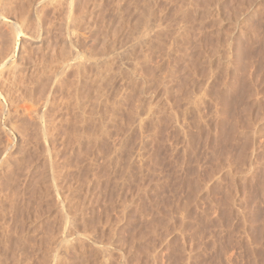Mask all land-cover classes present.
<instances>
[{"label": "rangeland", "instance_id": "1", "mask_svg": "<svg viewBox=\"0 0 264 264\" xmlns=\"http://www.w3.org/2000/svg\"><path fill=\"white\" fill-rule=\"evenodd\" d=\"M0 1L27 29L0 69L1 252L21 234L19 264H264V0ZM62 45L64 89L36 56ZM43 94L47 137L20 113Z\"/></svg>", "mask_w": 264, "mask_h": 264}, {"label": "bare ground", "instance_id": "2", "mask_svg": "<svg viewBox=\"0 0 264 264\" xmlns=\"http://www.w3.org/2000/svg\"><path fill=\"white\" fill-rule=\"evenodd\" d=\"M3 1H4V0H3ZM1 2H2V1H0V19L5 20V19H7V18L9 17V16L6 15L7 13H9V10H8L7 13H5L6 11L3 12V11L7 8L6 4H8V2L5 1V4H3L4 2H2V3H1ZM2 4L6 6V8H5L4 10L2 9V7H5V6H3ZM8 7H9V4H8ZM10 7H11V6H10ZM6 10H7V9H6ZM13 10H14L13 13H14V15H15V10H16V9L14 8ZM34 10H35V9H34ZM17 12H19V11H17ZM21 12H22V11L20 10L19 14H21ZM10 13L12 14V11H11ZM11 14H10V15H11ZM17 14H18V13H17ZM17 14H16V15H17ZM19 14H18V15H19ZM23 14H24V13L21 14L22 17H23ZM8 15H9V14H8ZM12 15H13V14H12ZM14 15H13V17L11 16V18H12L13 21L7 23V20H5L6 27L8 26V29H7L6 27H4L5 24H4V25H2L3 23L0 24V25H2L4 28H6L7 30H9L8 35H7V33L4 32V33H5L4 35H7L6 38H5L4 36H3V38H2V40H5L6 43H7V44L5 43L7 46H6L4 43H2V44H4V45L6 46V49H4L5 47L3 46V47H4V48H3L2 45L0 44V45H1L0 48H1V49H2V48L4 49L3 51H1V49H0V51H1V53H0V69H1L2 67H4V66L7 64L8 60H9V57L11 58V56H12L13 53L15 52V49L17 48V47H16V45H17V44H16V43H17V42H16V39L18 38L17 36H18V34H20V33L23 31L22 28L25 27V24H24V27L22 26V24H23L24 22L21 21V16L19 17V19H18V16H15V18H17V19H15V18H14ZM6 16H7V17H6ZM24 17H25V16H24ZM24 17L22 18L23 21H25V20H24ZM8 20H9V19H8ZM41 20H42V18H41ZM72 20H73V19H72ZM1 22H2V21H1ZM3 22H4V21H3ZM25 23H26V22H25ZM41 23H43V22H41ZM41 23H40V24H41ZM37 25H38V24H37ZM41 25H42V24H41ZM2 26H1L0 28H2ZM39 26H40V25H39ZM43 26H44V25H43ZM63 26H64V25H62V27H63ZM4 28H3V29H4ZM38 28H39V27H38ZM38 28H37V30H38ZM43 28H45V27H43ZM3 29H2V31H3ZM34 29L36 30V28H34ZM40 29H41V28H40ZM46 29H47V28H46ZM46 29H45V30H46ZM48 29H49V28H48ZM4 30H5V29H4ZM25 30H27V29L24 28V31H25ZM37 30L34 31V32L31 33V34H33V35H34V34H37V35H38ZM61 30H64V29L62 28ZM66 30H68V29H66ZM24 31H23V32H24ZM43 31H44V30H43ZM43 31H41L42 33L39 34V35H42V34H43ZM0 32H1V31H0ZM7 32H8V31H7ZM23 32L21 33V35L23 34ZM35 32H37V33H35ZM45 32H46V31H45ZM47 32H49V31H47ZM25 33H26V32H25ZM1 34H2V33H1ZM46 34H48V33H46ZM33 35H32V36H33ZM44 35H45V34H44ZM44 35H43V40H44ZM49 35H50V34H49ZM32 36H31V37H32ZM45 36L47 37V35H45ZM51 36H52V35H51ZM22 37H23V36H22ZM4 38H5V39H4ZM34 38H35V36H34ZM63 38H64V37H63ZM0 39H1V38H0ZM38 39H39V38H38ZM48 39H49V36H48ZM32 40H33V39H32ZM43 40H41V41H43ZM45 40H46V39H45ZM0 41H1V40H0ZM5 41H4V42H5ZM48 41H50V40H47V42H48ZM72 41H73V40H72ZM44 42H45V41H43L42 44H43ZM47 42H46V43H47ZM0 43H1V42H0ZM48 43H49V42H48ZM48 43H47V44H48ZM70 43H71V42H70ZM42 44H41V45H42ZM47 44H46V45H47ZM43 45H44V44H43ZM46 45H45V47H46ZM49 45H50V44H49ZM49 45H48V46H49ZM53 45H54V44H52L51 47H54ZM74 45H76V44H74ZM74 45H73V46H74ZM24 46H25V45H24ZM73 46H72V47H73ZM76 46H77V45H76ZM42 47H43V46H42ZM42 47H41V50H42ZM61 47H63V49H59V48H61ZM61 47H58V48H57L59 51H58L57 49H55V51H56V50H57V51H56V53L54 52V53H55V56H52L53 59H52L51 61H50V59H51L50 57H43L45 54H47L45 51H44L45 54L41 51V52L44 54V55H42V54L40 53V55H42L41 57H40L39 55L36 54V56H38L39 58H41V61H40V59L38 58V61L41 62V63H40L41 65H37V64H36V65L39 66V68H38L39 71H37V72L40 73V71H41V75H42V73H43L44 71H46L47 73L50 71V73H51V75H52V76H51V77H52V83H53V80H54V81H55V84L58 83L57 86L63 88V87H64V79L62 80V78H64V77H62V76H60V75L64 73V68H66V66L64 65V62H65L64 59H65L67 56H69L70 52H67V51L64 49V48H65L64 45H62ZM70 47H71V45H70ZM25 48H26V47H25ZM66 48H67V47H66ZM28 49H30V48H28ZM43 49H44V47H43ZM47 49H48V48H47ZM53 49H54V48H53ZM71 49H72V48H71ZM71 49H69V51H70ZM26 50H27V49H26ZM31 50H33V48L30 49V51H31ZM44 50H45V49H44ZM78 50H79V49H78ZM16 51H17V50H16ZM35 51H36V53H37V51H39V50H35ZM46 51H48V50H46ZM64 51H66V52L68 53V55H64V53H65ZM2 52H3V53H2ZM23 52H24V51H23ZM25 52H26V51H25ZM39 52H40V51H39ZM39 52H38V53H39ZM71 52H72V51H71ZM27 53H28V55H30L31 52H29V50H28ZM27 53H26V54L24 53V55H27ZM72 53H73V52H72ZM74 53H75V52H74ZM22 54H23V53H22ZM33 54H34V56H35V52H33ZM33 54L31 53V57H34V56H32ZM51 54H52V53H51ZM51 54H49V56H50ZM79 54H80V51L76 52V54L73 55V56H74V59H75V62L73 63L74 66H75L74 71L76 70V71H75L76 74H75V72H74V74H75L74 76H76V78H79L81 72L84 70V68H83L82 71H81V67H82V63H83V61H82V59H80L81 61L78 59V58H79ZM24 55H23V56H24ZM70 55H71V54H70ZM36 56H35V57H36ZM65 56H66V57H65ZM80 56H81V55H80ZM24 57H26V56H24ZM29 57H30V56H29ZM35 57H34V58H35ZM70 57H72V56H70ZM13 58H14V57H13ZM27 58H28V56H27ZM27 58H26V61H25L24 63L22 62L23 64H25V63L27 64V61H29V60H27ZM36 58H37V57H36ZM46 58H47V59H46ZM48 58H50V59H48ZM24 59H25V58H24ZM45 59L48 60V62L50 61V63H49L50 66H49V65L47 66V64H45V63H46ZM72 59H73V58H72ZM34 60H35V59H34ZM36 60H37V59H36ZM66 60H67V59H66ZM11 61H12V60H11ZM31 61H33V60H30L29 62H31ZM18 62H19V61H18ZM18 62H17V64H18ZM29 62H28V63H29ZM35 62H36V61H35ZM48 62H47V63H48ZM67 62H68V61H67ZM92 62H94V61H92ZM92 62L90 61V63H92ZM105 62H106V61H105ZM105 62H104V61H102L101 63H100V62H94V63H92L91 65L97 66V68H98V66H99L100 64H103V63H105ZM12 63H13V61H12ZM31 63H32V62H31ZM31 63H30V64H31ZM52 63H53V64H52ZM90 63H88V64H90ZM17 64H16V66H17ZM23 64H22V65H23ZM38 64H39V63H38ZM51 64H52V65H51ZM84 64L86 65L85 62H84ZM84 64H83V65H84ZM14 65H15V63H14ZM14 65H12L13 67H11V68H14V67H15ZM20 65H21V64H20ZM33 65H35V64H32V66H33ZM36 65H35V66H36ZM71 65H72V64H71ZM85 65H84V67H85ZM35 66H34V67H35ZM37 66H36V68H37ZM40 66H41V67H40ZM88 66H89V65H88ZM106 66H107V65H106ZM6 67H7V66H6ZM9 67H10V66H9ZM30 67H31V66H30ZM46 67H48V68H46ZM67 67H68V66H67ZM99 67H101V65H100ZM95 68H96V67H95ZM101 68H102V67H101ZM104 68H105V67H104ZM34 69H35V68H34ZM67 69H68V68H67ZM9 70H10V69H9ZM16 70H17V69H16ZM0 71H1V70H0ZM7 71H8V70H7ZM14 71H15V70H14ZM2 72H3V70H2ZM15 72H16V71H15ZM22 72H23V71H22ZM33 72H34V71H33ZM46 72H44V73H46ZM35 73H36V72H35ZM44 73H43V74H44ZM47 73H46V74H47ZM50 73H49V74H50ZM12 74H13V73H12ZM19 75H20V74H19ZM39 75H40V74H39ZM41 75H40V77H41ZM63 75H64V74H63ZM81 75H82V74H81ZM37 76H38V75H37ZM42 76H43V75H42ZM46 76L48 77L49 75H46ZM58 76H59V78H60V77H62V78H61V79H59V78L57 79ZM47 77H46V79H47ZM51 77H48L49 80L51 79ZM36 78H37V77H36ZM41 78H42V77H41ZM44 78H45V75H44ZM80 78H81V77H80ZM46 79H44V80L46 81ZM56 79H57V80H56ZM39 80H40V78H39ZM49 80L47 79V82H49ZM77 80H80V79H77ZM35 81H36L35 83H37V80H35ZM81 81H82V78H81ZM33 82H34V81H33ZM33 82H32V83H33ZM45 83H46V82H45ZM50 83H51V82H50ZM52 83H51V84H52ZM77 83H78L77 81H76V83L74 82L75 87H76V84H77ZM79 83H80V82H79ZM47 84H48V83H47ZM74 84H73V87H74ZM38 86H39V85H38ZM42 86H43V85H42ZM42 86H40V87H42ZM30 87H32V86H30ZM34 87H35V85H34ZM34 87H33L34 92H35V91L38 92V90H39L38 88H39V87L37 88V86H36L35 89H34ZM43 87H44V86H43ZM43 87H42V88H43ZM50 87H51V86H50ZM53 87H54V84H53ZM22 88H23V87H22ZM36 88H37L38 90H36ZM44 88H45V87H44ZM51 88H52V87H51ZM55 88H57V87H55ZM26 89H27V88H26ZM26 89H23V90H25V91L27 92ZM30 89H31V88H29L28 91H29ZM47 89H48V88H47ZM49 89H50V88H49ZM49 89H48V90H49ZM63 89H64V88H63ZM23 90H22V91H23ZM33 90L31 89V91H33ZM40 90H42V89L40 88ZM53 90H54V88H53ZM59 90H60V89H59ZM73 90H74V89H73ZM0 91H1V90H0ZM31 91L28 92V95H29V93H30V95H31ZM43 91H44V90H43ZM46 91H47V90H46ZM60 91H64V90L61 89ZM60 91H59V92H60ZM74 91H75V90H74ZM77 91H78V89L76 90L75 93H77ZM1 92H2V91H1ZM1 92H0V95H1ZM23 92H24V91H23ZM44 92H45V91H44ZM44 92H43V93H44ZM48 92H49V91H48ZM48 92H47V93H48ZM50 92H52V90H51ZM56 92H57V90H56ZM56 92L53 91V92L51 93V95H52L53 98H54V94H55ZM78 92H79V91H78ZM47 93H45V94H47ZM53 93H54V94H53ZM2 94H3V93H2ZM24 94H26V93H25V92L23 93V97H24ZM35 94H36V93H35ZM45 94H43V96L46 97V98L44 97L45 99L42 98L43 96L41 97V100L44 99V101H45V102L43 101L44 104H43L42 102L40 103V105L43 104V106H42L43 108H40V107L38 108V107H36V106H35V108H32V105H30V104H28V105L23 104V105H21V106L19 105L20 108H21V110H22V112H20V108H19V109H18V108L15 109L17 112H18V110H19V112H20L23 116L25 115V118H26V116H27V118H29L30 120H32V118L34 117L36 120H38V122H37V126H38V123H39L40 128H38L37 130L40 129L39 132H40V136H41V137H47V136H48V133L50 134V132H48V131H47L48 133L46 132V130H48V129H46V127L48 128L47 123H50V122H48V118H49V120H50V117H51V116L49 117L50 114L48 113L47 109L49 110V107L51 108V106H49L47 109H45V108L50 104V103H49L50 100L48 101L49 97L47 96L49 93H48L47 95H45ZM56 94H57V93H56ZM56 94H55V95H56ZM60 94H62V92H61ZM26 95H27V94H26ZM28 95H27V98H26V96H25L26 99H28V98L30 99L31 96L28 97ZM33 95H34V94H33ZM57 95H58V94H57ZM57 95H56V96H57ZM63 95H64V94H63ZM72 95H74V93H73ZM1 96H3V95H1ZM1 96H0V97H1ZM56 96H55V97H56ZM61 96H62V95H61ZM61 96H60V97H61ZM77 96H78V95H77ZM79 96H80V95H79ZM57 97H59V95H58ZM63 97H64V96H63ZM63 97H61V99H62ZM74 97H75V96H74ZM53 98H52V99H53ZM16 99H17V98H16ZM32 99H33V97H32ZM32 99H30V101H31ZM36 99H38V98H36ZM36 99L34 98V101H36ZM77 99H78V98H77ZM53 100H56V99H53ZM62 100H63V99H62ZM20 101H21V99H20ZM22 101H23V100H22ZM22 101H21V102H22ZM32 101H33V100H32ZM34 101H33V102H34ZM39 101H40V99H39ZM46 101H48L49 104H47ZM79 101H80V100H79ZM79 101H78V102H79ZM52 102H55V101H52ZM52 102H51V104H52ZM63 102H64V101H63ZM78 102H77V103H78ZM18 103H19V102H17V104H18ZM26 103H27V102H26ZM35 103H36V102H35ZM37 103H38V101H37ZM19 104H22V103H19ZM51 104H50V105H51ZM54 104H55V103H53V105H54ZM58 104H59V103H58ZM78 104H79V103H78ZM76 105H77V104H76ZM54 106H55V105H54ZM77 106H78V105H77ZM17 107H18V106H17ZM59 107H61V106L59 105ZM78 108H79V107H78ZM3 109H4V106H3ZM5 109H7V108H5ZM17 109H18V110H17ZM59 109H60V108H58L57 110H59ZM79 109H80V108H79ZM7 110H8V109H7ZM2 111H3V110H2ZM10 111H11V110H10ZM10 111H9V112H10ZM50 111H51V110H50ZM50 111H49V112H50ZM62 111H63V110H62ZM79 111H81V110H79ZM5 112L7 113V111H5ZM9 112H8V115H7V121H6V122H9V124L7 123V126H6V127L8 128V125L11 126V128H8L9 130L12 131L13 129H19V127L21 128V127L24 125L23 123H25V122L27 121V119H25L26 121H25V122L23 121V123H22V121H21L22 119L20 118V120H19V118H18V120L21 121V123H18L17 120L15 121V120L13 119V118H14L13 116H15V115L13 114V116H12V114L10 115ZM52 112H54V111H52ZM1 113H2V112H1ZM11 113H13V112H11ZM14 113H15V111H14ZM33 113H34V115H33ZM48 114H49V115H48ZM53 114H55V113H53ZM16 115H17V113H16ZM22 115H21V117H22ZM63 115H64V114H63ZM0 116H2V114H0ZM5 116H6V115H5ZM5 116H4V117H5ZM18 116H19V114H18ZM32 116H33V117H32ZM52 116H53V115H52ZM15 117H16V116H15ZM4 119H5V118H4ZM16 119H17V118H16ZM29 119H28V120H29ZM23 120H24V119H23ZM1 121H2V120H1ZM16 122H17L18 124H17ZM28 122H30V121H27V123H28ZM33 122H34V121H33ZM35 122H36V121H35ZM1 123H2V122H1ZM27 123H26V125H27ZM3 124H5V123H3ZM26 125H25V126H26ZM29 125H30V123H29ZM18 126H19V127H18ZM50 126H51V125H50ZM3 127H4V126H3ZM27 127H28V126H27ZM27 127H26V128H27ZM25 130H26V129H25ZM26 131H27V130H26ZM6 132H7V131H6ZM8 132H9V131H8ZM14 132H15V131H14ZM16 132H18V131H16ZM12 133H13V131H12ZM35 133H37V132H35ZM18 134H21V132H19ZM22 134H23V133H22ZM63 135H64V133H63ZM51 136H52V133H51ZM35 137H36V136H35ZM37 138H38V137H37ZM37 138H36V139H37ZM48 139H49V138H48ZM50 139H51V138H50ZM38 140H39V138H38ZM51 140H52V139H51ZM40 141H41V140H40ZM48 141H49V140H48ZM41 142H42V141H41ZM42 143H43V142H42ZM7 144H8V143H6V145H7ZM43 144H44V143H43ZM6 145H5V146H6ZM10 145H11V144H10ZM10 145H9V146H10ZM46 145H47V144H46ZM51 145H52V144H51ZM54 145H55V144H54ZM54 145H53V146H54ZM57 145H58V144H57ZM7 147H8V146H7ZM40 147H42V146H40ZM47 147H48V146H47ZM58 147H59V146H58ZM4 148H6V147H4ZM4 148L1 149L0 152L3 151ZM11 148H12V147H11ZM53 148H54V147H53ZM6 149H7V148H6ZM6 149H5V150H6ZM9 149H10V147L8 148V150H9ZM55 149H56V148H55ZM57 149H58V148H57ZM5 150H4L3 152H5ZM49 150H50V149H49ZM45 151H46V150H45ZM3 152H2V154H3ZM9 152H11V151L9 150ZM50 153H51V152H50ZM50 153H48V154H49V155H48V158H49V156H50ZM5 154H6V153H5ZM8 154H9V153H8ZM12 154H13V153H12ZM6 155H7V154H6ZM10 155H11V154H10ZM10 155H8V156H10ZM54 155H55V154H54ZM62 155L64 156V154H62ZM11 156H13V155H11ZM44 156L47 157V154H45V152H44ZM52 156H53V155H52ZM63 156H62V157H63ZM6 157H7V156H6ZM50 157H51V156H50ZM54 157H55V156H53L52 159H49L48 163L46 162V163L48 164V166H47V167H48V172H47V173L50 175V176H49V180H48V182L50 183V186H51L50 188H51V189L55 188V189H56V190H55V193H59L57 190L60 189V186H62L61 188L63 189V187H64V186H63L64 183H63V185H60V186H59L58 183H57V181L60 182V183L63 182V181H62V180L59 181L60 178L58 177V173H56V172H58L57 170H59V169L56 170L58 164H56V162H55V164H56V166H55L54 161H57V160H54V159H56V158H54ZM56 157H57V156H56ZM58 157H59V156H58ZM3 158H5V157L3 156ZM7 158H8V157H7ZM7 158H6V160H7ZM10 158H11V157H10ZM10 158H8V160H9ZM45 159H47V158H45ZM45 159H44V161H45ZM57 159H58V158H57ZM59 159H60V157H59ZM60 160H61V159H60ZM2 161H3V160H2ZM4 161H5V160H4ZM44 161L42 162V164H44ZM5 162H6V161H5ZM58 162H59V161H58ZM0 163H1L0 165H2L1 160H0ZM62 163H63V160H62ZM3 164H4V163H3ZM5 165H6V164H5ZM7 165H8V164H7ZM63 165H64V164H63ZM63 165H62V166H63ZM59 167H60V166H59ZM42 168H44V166H42ZM45 169H47L46 166H45ZM61 170H62V169H60V171H61ZM60 171H59V172H60ZM55 173H56V175H57V177H58L59 179L56 178ZM61 174H62V173H61ZM61 174H60V175H61ZM43 175H45V174L42 173V177H43ZM62 175H64V174H62ZM62 175H61V178L63 177ZM46 177H47V176H46ZM43 179H44V178H43ZM45 179H48V178H45ZM45 179H44V180H45ZM57 179H58V180H57ZM46 181H47V180H46ZM48 182H47V183H48ZM47 185H48V184H47ZM58 186H59V187H58ZM47 187H49V185H48ZM62 189H61V190H62ZM47 191H48V189H47ZM52 191H54V190H52ZM56 195H57V194H56ZM59 196H60V193H59ZM61 196H62V194H61ZM56 197H57V196H56ZM62 197H63V196H62ZM58 199H59V198H58ZM58 199H57V200H58ZM60 199H61V197H60ZM63 199H64V198H63ZM60 201H61V200H60ZM63 201H64V200H63ZM57 202H58V201H57ZM61 203H62V201H61ZM63 203H64V202H63ZM63 203H62V204H63ZM58 204H59V202H58ZM62 209H63V208H62ZM0 210H1V209H0ZM61 214L63 215V213H61ZM2 218H3V217H2ZM2 218L0 219V223H1ZM61 219L63 220L62 217H61ZM63 222H64V221H63ZM4 223H5V221H4ZM2 225H4V224H2ZM0 227H1V226H0ZM2 227H4V226H2ZM2 229H3V228H2ZM4 229H6V228L4 227ZM62 229H63V228H62ZM7 230H8V229H7ZM7 230H5V231H7ZM1 231H2V230H1V228H0V264H6V263H7V257H8V259L10 258V261H11V259H12V261H11L12 264H19V263H18V262L20 261L19 258H21V257L18 258V255H20V254H19V252H18V249H16V248L20 245V242H22V240H24V238L20 241V238H21L20 235H21V234H20V235L18 234V237L15 235L16 237H12V236H11V237H10L11 239L9 238V239H10V240H9V241H10V242H9L10 244H9V243H8V244H9L10 247H9V246H7V247H9L8 250H9V253H11V254H10V257H9V254H8V256L6 257V255H7V253H8V250L6 249L7 252L5 251V252H6V255H5L4 252H1V250H2L1 247H2L3 244H5L4 241L6 240V238L4 237V234L1 233ZM3 231H4V230H3ZM15 231H16V230H15ZM61 231H62V230H60V232H61ZM7 232H8V231H7ZM11 232H12V230H11ZM16 232H17V231H16ZM63 232H64V230H63ZM5 233H6V232H5ZM7 234H8V233H7ZM9 234H10V231H9ZM12 234L14 235V233H12ZM12 234H11V235H12ZM15 234H16V233H15ZM5 235H6V234H5ZM62 235H64V233H63ZM62 235H61V236H62ZM6 236H7V235H6ZM7 237H9V235H8ZM19 237H20V238H19ZM7 240H8V238H7ZM5 242H8V241H5ZM24 242H25V241H24ZM22 243H23V242H22ZM3 246H4V245H3ZM23 246H24V245H23ZM20 247H21V246H20ZM3 249H5V248H3ZM22 249H23V248H22ZM16 250H17V251H16ZM16 252H17V253H16ZM21 252H22V251H21ZM23 252H24V251H23ZM1 253H4L3 257H6V258H5V259H6V261H5L6 263L4 262L5 259L2 257V254H1ZM54 253H55V252H54ZM17 254H18V255H17ZM58 255H59V254H58ZM56 257H57V256H56ZM59 257H60V256H58L57 258H59ZM59 259H61V258H59ZM54 260H56V259H54ZM25 261H26V260H25ZM56 261H57V260H56ZM61 261H62V260H61ZM11 262L8 261V263H11ZM59 262H60V261H59ZM54 263H55V262H54ZM54 263H53V264H54ZM57 263H58V261H57ZM21 264H22V263H21Z\"/></svg>", "mask_w": 264, "mask_h": 264}]
</instances>
